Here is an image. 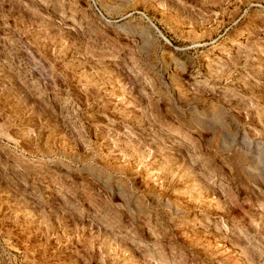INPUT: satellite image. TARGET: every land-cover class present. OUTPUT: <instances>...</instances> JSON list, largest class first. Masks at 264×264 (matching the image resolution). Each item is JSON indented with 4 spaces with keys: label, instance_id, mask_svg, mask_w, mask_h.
<instances>
[{
    "label": "rangeland",
    "instance_id": "rangeland-1",
    "mask_svg": "<svg viewBox=\"0 0 264 264\" xmlns=\"http://www.w3.org/2000/svg\"><path fill=\"white\" fill-rule=\"evenodd\" d=\"M0 264H264V0H0Z\"/></svg>",
    "mask_w": 264,
    "mask_h": 264
},
{
    "label": "built area",
    "instance_id": "built-area-1",
    "mask_svg": "<svg viewBox=\"0 0 264 264\" xmlns=\"http://www.w3.org/2000/svg\"><path fill=\"white\" fill-rule=\"evenodd\" d=\"M7 254H10V250H7V252H6Z\"/></svg>",
    "mask_w": 264,
    "mask_h": 264
}]
</instances>
